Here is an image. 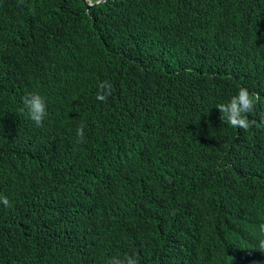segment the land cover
Returning <instances> with one entry per match:
<instances>
[{"label": "trees", "instance_id": "obj_1", "mask_svg": "<svg viewBox=\"0 0 264 264\" xmlns=\"http://www.w3.org/2000/svg\"><path fill=\"white\" fill-rule=\"evenodd\" d=\"M240 87L260 97L247 131L216 109ZM28 93L45 99L41 127ZM151 126L160 138L125 165L109 155ZM0 195V264H155L139 242L165 246L157 264H257L264 0H0ZM171 207L191 226L163 222Z\"/></svg>", "mask_w": 264, "mask_h": 264}, {"label": "clouds", "instance_id": "obj_2", "mask_svg": "<svg viewBox=\"0 0 264 264\" xmlns=\"http://www.w3.org/2000/svg\"><path fill=\"white\" fill-rule=\"evenodd\" d=\"M23 2L24 0H19L21 6H23ZM89 9L86 10L88 11ZM186 71H190V69H186ZM97 88L98 91L95 99L100 102H106L108 97L111 96L114 91L112 83L108 81L100 82ZM259 100L260 97L258 94H251L249 93L247 88L240 87L236 95L232 96L227 103L217 104L216 109L219 111L220 119L223 122H226L228 125H230L233 128L243 129L247 131L250 127H252L255 124V121L248 119V114L254 111V108L256 107V104L259 102ZM22 104L23 107L21 108V111L22 112L26 111L28 118L37 127L43 126L44 118L47 115L45 99L39 94L28 93L26 96L22 97ZM85 127L86 125L83 122H81L80 125L77 127L76 129V136L78 138L77 143L84 142ZM159 138H160V133L158 132L156 126L149 127L148 135L146 137H142L136 131L134 132V134L131 131H128L125 134L119 133L118 139L121 145L120 148L113 153H109V152L108 153L113 158H120L121 160L118 161L119 164L125 165L135 152L134 141L142 142L146 145H150L155 143ZM109 155L107 156V158H110ZM155 182L158 184L157 181ZM173 187L175 189V192H178L181 195L184 196L186 195L193 200L200 199L199 196L188 195L185 189L176 183H173ZM0 204H3L5 207H11L8 198L3 195H0ZM187 210L188 212L192 211L191 209H187ZM259 210H260V217L257 218L259 221V225L257 226L259 232H257V239H258L256 245L257 251H255V255L257 256V259H259V261L254 263L264 264V209L259 208ZM203 212L204 211L201 210V214H203ZM185 214L187 213L184 212L183 216H185ZM181 217L182 214L180 211H178V209H175L173 207L167 208L165 209V220H163V222L172 220L171 226L173 225L191 226L190 224L186 225L188 222H186L185 220L183 221ZM149 247L156 248V253L159 256L155 261V264H157L160 258L163 255H165V248H163L165 246L160 245L157 242L155 243L139 242L138 244H134L133 247L131 248L133 249L134 252L140 255L139 252L141 250L147 249ZM108 264H139V260L135 255H125L123 259L112 257L108 261ZM163 264H166V261ZM185 264H190L189 257L186 260Z\"/></svg>", "mask_w": 264, "mask_h": 264}, {"label": "water", "instance_id": "obj_3", "mask_svg": "<svg viewBox=\"0 0 264 264\" xmlns=\"http://www.w3.org/2000/svg\"><path fill=\"white\" fill-rule=\"evenodd\" d=\"M81 1L84 3L86 9H89V8H91V7H95V6H97V5L100 4V3L105 2L106 0H98V1H96V2H91V1H89V0H81Z\"/></svg>", "mask_w": 264, "mask_h": 264}]
</instances>
